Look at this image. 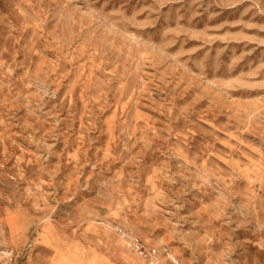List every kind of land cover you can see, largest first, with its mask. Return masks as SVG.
Segmentation results:
<instances>
[{
  "label": "rangeland",
  "instance_id": "rangeland-1",
  "mask_svg": "<svg viewBox=\"0 0 264 264\" xmlns=\"http://www.w3.org/2000/svg\"><path fill=\"white\" fill-rule=\"evenodd\" d=\"M0 264H264V0H0Z\"/></svg>",
  "mask_w": 264,
  "mask_h": 264
}]
</instances>
